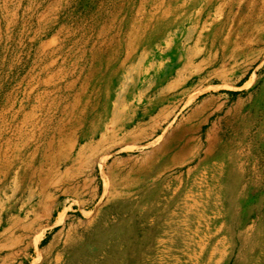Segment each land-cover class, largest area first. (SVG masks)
<instances>
[{"label":"rangeland","instance_id":"374dc122","mask_svg":"<svg viewBox=\"0 0 264 264\" xmlns=\"http://www.w3.org/2000/svg\"><path fill=\"white\" fill-rule=\"evenodd\" d=\"M183 1V6H178ZM177 3L176 0H0V168L15 154L19 156L16 166L23 164V159L38 163L43 158H58L77 132L96 124L99 117L101 131L113 114H120L118 117L127 125L134 123L126 117L138 120L145 106L151 116L140 121L137 133L107 145V166L100 168L96 158L81 168L79 174L72 169L69 176L74 181L69 183L66 193L49 185L42 188L38 184H24L16 191H12L9 183L0 185V248L16 237L20 238V247L30 246L40 229L48 222L52 225L57 203L67 198L66 208L72 210L67 214L71 223L94 219L100 224L107 215H112L109 228L99 239L103 248H123L121 264L131 263L132 258L140 259L138 250L143 239V235H122V228L134 231L151 223L150 230H156L178 206L181 210L175 215L173 229L183 235H160L171 260L157 257L159 264H208L207 257H211L209 264H264V235H257L264 233V142L254 136L259 122L250 127L240 149L243 167L252 169L247 179L250 186L246 189L231 186L230 180L226 185L224 181L210 180L208 201L196 196L181 204V198L189 191L193 176L190 171L210 178L211 169L222 160L217 156L200 164L201 158H194L192 163L184 160L181 165H172L166 161L160 171L154 168V174H159L167 190L177 189L167 207L162 206L165 196L159 190L158 197L129 208V202L137 199L136 194L124 197L121 194L124 189L111 183L108 169L112 165L118 167L117 171L140 164L160 165L164 160L153 153L163 143L196 137L199 132L192 129L202 125L189 119L195 107L223 106V114L207 125L216 132L225 131L230 124L248 123L244 119L246 109L239 110L238 105H245L246 94L264 84V0ZM191 27L192 36L185 40ZM200 31L199 40L196 36ZM184 41L185 50L195 61L209 59L210 66L195 76L203 78L198 87L220 86L218 90L202 93L188 106L178 101L183 95L170 98L171 85L190 71L183 67ZM127 54L129 58L125 61ZM224 58H231L233 65L227 70V79L210 78L211 68H216ZM247 82L248 86L242 87ZM124 102L130 107L123 108ZM235 111L238 115L233 117ZM82 114L85 119L76 127L75 119ZM87 139L84 135L78 143ZM41 190H44L42 201L38 195ZM115 191L117 197H110V192ZM50 199L55 203V212L48 219ZM74 201L87 212L85 217ZM34 214L39 222L29 223ZM221 225L227 227L228 233L209 235ZM248 225L254 232L246 235L247 241L242 243L237 233ZM44 236L38 247L50 250L43 263L53 264L55 248L62 245L64 233L58 228L47 229ZM95 241V236L88 238L86 248L93 247ZM214 246L217 249L209 256ZM87 249L76 250L73 259L78 256L81 264H87L92 258ZM240 250L244 252L238 261L236 254ZM37 256L43 255L31 248L26 264Z\"/></svg>","mask_w":264,"mask_h":264},{"label":"bare ground","instance_id":"6f19581e","mask_svg":"<svg viewBox=\"0 0 264 264\" xmlns=\"http://www.w3.org/2000/svg\"><path fill=\"white\" fill-rule=\"evenodd\" d=\"M178 1L179 0H176V3ZM190 1L192 0H189V2ZM184 3L185 2L183 1V3H180V5L178 6H183ZM193 31L194 30L192 27L187 29L185 33V40L191 38ZM201 32L202 31H200L196 36V38L199 40L200 38H202ZM185 46L186 41L181 43V51L183 53L184 59L183 67L190 69V71L181 76L176 83L171 85L172 87L170 98L173 99L177 98V96L183 95L178 99V101L181 102L184 106H188L193 104L202 93L209 90H218L220 86L214 85L208 89H200L198 87L203 78H198L195 76L199 71L210 66V64L208 63L209 59L200 58L199 60L195 61L193 57L189 55V51L187 52V50H185ZM196 54L198 55V53ZM128 58L129 54L126 55L125 61H127ZM232 66L233 65L231 63V58H224L216 68H211L212 72L210 73V78L222 77L223 79H227V70L231 69ZM121 67H124V65ZM131 68L132 67L128 68L129 71L131 70ZM170 84L168 83V85ZM247 86L248 82L244 83L242 87ZM229 87H232V85H229ZM211 100H213V98H211ZM211 100L209 99V101ZM122 107L127 109L130 106L124 102ZM238 107H240L238 108L239 110L243 108L246 109V115L244 119H246L248 123L238 126L230 124L225 131L220 132L214 131V129L207 127V125L211 119L217 117L221 113L223 114V106H211V108H209L208 106L204 108L195 107L192 110L189 119L201 123V128L197 127L195 129H192L196 132L198 131L199 133H197L196 137H185L181 138L180 140H171L167 143H163L161 147L153 153V156L161 158L162 161L164 160L163 164H140L135 165V167L129 166L125 167L124 169L121 168L120 171H117L118 167H116V165H112L108 169L111 183L118 188L121 186L124 189V192L121 193L124 197H127V195H131L133 193L136 194L137 199L130 201L128 207L133 208L140 202L147 201L155 196L158 197L159 190H163V194L165 196L164 201H162L163 207H167L170 203L173 202L175 198V191L177 189L172 191L167 190V187L161 184V179L158 178L159 174H154V168L160 171L164 168L163 165L167 163L166 161H168V163L171 162L172 165H181L183 164L184 160H186L187 163H192V160L194 158H201L199 159L198 164L205 163L214 156L220 157L222 159L220 163H217L213 166L210 172L211 177L208 179L201 176V174L199 173L195 174L189 170V174H193V176L190 182L189 191L181 198V204L183 205L189 203L196 196L205 201H208L211 190V183L209 182L210 180H213L215 182L224 181L225 185L230 180V183H232L231 186H236V188H248L250 185H247V179L251 177L252 169L249 166L243 167L241 162L242 156L240 149L244 139L249 133L250 127L256 122H259V124L254 136L255 138L263 139L262 141L264 142V84L257 86L253 91H249L246 94L245 105L241 103L240 105H238ZM118 111L119 110H117V112ZM119 115L120 114H113L109 124L107 126L104 125L105 127L101 131L99 122L100 117L97 119L98 122H96V124L87 127V129L85 128L84 130H79V132H77V134H79L75 136V139L67 145L64 151L62 150L59 152L58 158H43L38 163H36L35 161H31L32 159H23L24 163L20 165L18 164L16 166L14 165V163L16 164V160L19 156L15 154L10 160H6L5 164H2L3 166L0 168V185L9 183L12 191H16V189L22 187L24 184H38L42 188H47L49 185L54 188V190H58L60 188L63 190V193H66L68 190L67 186L71 181H74L69 176L72 169H74L73 171L76 174H79V172H81L85 165L91 163L93 159L96 158L98 163L97 165H99L100 168H104L105 166H107L106 162L109 159V149H107V145L114 141L121 142L129 137L130 134L137 133V129L140 126V121L143 119L147 120L151 117L147 106L143 107V109L141 110L138 120H136V118L132 119V117L129 116L126 117L127 119H131L132 121H130L131 123H134V125H127V123L123 124L124 122L121 121V117H118ZM232 115L233 117L238 115V111H235ZM84 116L85 115L82 114L77 117V119H75V122L78 123L75 125L76 127H80V120L83 121L85 119ZM182 134L183 132H181V135ZM84 135L88 136V139L83 142V144H79L78 141L80 140V137ZM225 159L228 160L230 167L226 165ZM57 161L58 163L55 164V162ZM11 166L14 167V170ZM226 166L228 169L227 171H224ZM254 182L256 183V181ZM192 189L198 191L194 192L192 191ZM43 191L41 190L38 194L41 201L43 197ZM14 193L15 192H13L8 197L13 196ZM117 195L118 192L116 191L114 193L110 192V197H117ZM68 201L69 200L65 198L60 203H57V206L55 207V203L50 199V202L47 206L46 218L49 219L55 212L54 207L58 208L54 220L52 221V225L49 226L48 222L45 227H41L42 229H40L38 234L34 236L30 246L25 245L20 247L19 237H16L15 239L4 243L0 248V264H26V256H29V251L31 248H33L37 254L41 253V255L43 256L42 258H39V256L35 258L31 257L29 264H44V258H46L45 255L49 253L50 248L44 247L42 249H39L38 245L42 243L45 237L44 234L46 230H53L54 228H58L59 231L64 233V236L62 245L60 247L57 246V249L55 248L54 258L52 260L53 264H81L80 257L75 256V258L73 259L74 253L79 249H87L85 244L87 239L91 236H95L96 241L93 247L87 249L88 255L92 257L89 258L87 264H121L123 248L119 250H114L111 246H105L103 248L101 244L102 242H100L99 239L101 238V235L105 228H109V222H111L112 215H107L105 220H103L100 224L95 223L94 219L86 222H83L82 219H79L71 223L69 222L70 218L67 214L72 210L68 211V209L66 208ZM74 202L76 203V206L79 205L77 201ZM81 207L79 205V210L85 217L87 212H85V210ZM141 210H143V208ZM180 210L181 208L180 206H178L177 211L172 212L164 221H162L160 226L156 230H150L151 223L148 224L147 227H137L136 229H134V231H128L127 227H123L121 232L122 235H143V239H141L142 243L140 244V248L138 250L140 259L137 260V258L135 257V260L133 258L131 259V263L127 262L125 264H159V260H157V257L170 261L171 258L169 250H165L164 242L162 241L160 235H180L182 233V231H176L174 233L175 230L173 229L175 215ZM227 214H229V212ZM136 217H138V214L136 215ZM39 220L40 219L38 218V215L34 214L32 215L29 223H36L39 222ZM26 227L29 228L28 226ZM251 227L252 226L248 225L239 230V232L237 233L238 239L242 243H245L247 241L246 235H249L252 230L254 232V229H251ZM220 232L228 233L227 227L221 225L212 233H209V235H217ZM151 235H157V237L153 239ZM257 235H264V233ZM97 243H100V245ZM152 244L155 246L154 249L151 247ZM216 249V246H214L213 250L209 253V256H211L210 254L213 255ZM243 252V250H240V253L236 254V259L238 261H240ZM97 253L99 254L98 256H96ZM95 256L96 260L94 259ZM68 257H70L72 263L70 262V260L68 261ZM210 258L211 257H207L208 264L210 263Z\"/></svg>","mask_w":264,"mask_h":264}]
</instances>
